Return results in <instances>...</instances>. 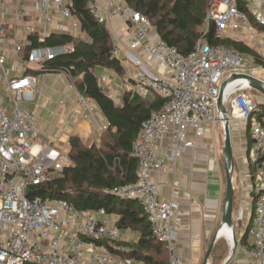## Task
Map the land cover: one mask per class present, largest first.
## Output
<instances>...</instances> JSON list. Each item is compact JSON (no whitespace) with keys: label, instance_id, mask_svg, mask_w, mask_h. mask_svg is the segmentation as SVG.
Wrapping results in <instances>:
<instances>
[{"label":"built area","instance_id":"2783aa9c","mask_svg":"<svg viewBox=\"0 0 264 264\" xmlns=\"http://www.w3.org/2000/svg\"><path fill=\"white\" fill-rule=\"evenodd\" d=\"M240 1L245 11L239 9L238 0L209 2L201 38L187 56L165 44L146 17L122 1L88 4L98 23L107 25L115 18L123 22V41L113 46L111 54L123 57L133 69L124 77L125 92L143 100L157 97L162 103L146 118L133 145L135 183L115 186L109 193L140 204L151 235L167 250L168 264H182L175 246L178 204L158 198L151 176L164 163L156 151L167 142L166 158L175 163L186 148L194 147L188 131L198 139L217 126L222 129L216 102L221 84L232 75L254 77L257 66L250 55L212 45L206 36L210 24L215 41L245 32L264 51L262 6ZM249 16L262 29L257 31ZM47 27L59 34L81 33L71 0H0V90L4 88L8 101L7 107L1 105L0 91V264H141L107 249L105 244L116 243L121 229L110 224L104 209L77 210L67 200L30 194L72 165L67 153L43 144L34 114L27 107L34 100L38 80L32 72L73 50L71 43L30 47L29 36L35 34L41 44L48 36ZM138 50L144 58L135 55ZM9 57L14 58L10 66ZM147 60L163 72L151 70ZM107 81L104 77L98 80ZM227 85L223 101L229 125H245L250 135L246 177L252 182L254 201L250 226L242 234L245 231L251 240L252 249L246 250L249 260L264 264V98L244 79ZM79 101L84 103L83 97Z\"/></svg>","mask_w":264,"mask_h":264},{"label":"trees","instance_id":"16d2710c","mask_svg":"<svg viewBox=\"0 0 264 264\" xmlns=\"http://www.w3.org/2000/svg\"><path fill=\"white\" fill-rule=\"evenodd\" d=\"M211 0H122L125 6L144 15L162 41L187 56L193 50L204 30V18ZM73 13L80 23V31L87 42L69 34H49L39 43L37 36L31 35L30 47H55L71 43L69 54L46 62L40 70L32 74L62 72L72 67L70 75L76 81V89L81 97L97 105L108 123L101 137L99 147H86L78 138L70 137L69 158L72 165L42 189L37 188L30 194L42 199L67 200L77 210L89 212L102 208L106 214L117 215L116 225L120 229L137 231V242L127 248L124 257L143 264H168V253L163 245L151 235L149 224L144 218L140 204L134 200L113 197L109 191L115 186H130L135 183L136 159L132 148L137 140L143 123L152 111L159 110V98L141 99L124 93L119 104H115L102 88L92 72L101 67L122 76L125 71L121 59L111 54L113 40L106 25L98 23L90 14L88 4L92 0H71ZM239 9L245 11L243 2L238 0ZM253 26L255 24L249 16ZM213 25L207 35L210 44L234 49L250 55L255 65L264 68V60L255 51L231 38L213 40ZM248 130L246 131V133ZM249 134V133H248ZM234 198V194H233ZM252 208L253 209V199ZM234 199L232 206L233 216ZM234 219V216H233ZM251 217L245 228L250 226ZM247 237L242 236L240 245L246 246ZM113 253L114 244H105ZM209 257L210 264H221L226 252L222 242H216Z\"/></svg>","mask_w":264,"mask_h":264},{"label":"crops","instance_id":"0c3cea01","mask_svg":"<svg viewBox=\"0 0 264 264\" xmlns=\"http://www.w3.org/2000/svg\"><path fill=\"white\" fill-rule=\"evenodd\" d=\"M93 1L98 4H106L112 0H92V2ZM114 1L121 2L122 0ZM251 1L254 5L261 4L262 13L264 15V0ZM10 6H13V1L10 2ZM7 24L10 25L9 19L7 20ZM35 25L43 29L41 24ZM123 26V22L116 18L107 21L106 27L113 40V46L120 40L123 41ZM46 31L47 35L59 34L55 33L54 29L50 27H47ZM8 35L10 36V29ZM71 36L74 38L79 37L80 39L86 38L84 34L78 32L71 34ZM232 39L243 43L254 51L251 45L253 41L245 32L237 34ZM135 55L141 58L145 56L142 50L136 51ZM120 59H123V57ZM13 60L14 58L9 57V66L13 63ZM147 65L156 73L161 74V72H163L154 62L147 60ZM100 69L101 72L109 71L101 67ZM94 70L95 69L92 71L93 73ZM131 71H133V69L127 64V72L129 73ZM110 72L113 71L111 70ZM128 73H126V75ZM99 79L100 78H97V82ZM77 80L78 79L72 78L69 73L63 71L38 75V80L34 89V100L27 106L29 110L33 112L34 116H37L36 114L38 113L41 114L39 119L35 118V123L43 144L49 145L54 151L60 154H68L70 149V137L78 138L86 147H99L102 140L101 137L108 126L107 121L97 105L86 98H83L84 103L79 101L81 96L76 89ZM262 81L264 82V80ZM109 82L110 78L105 83ZM98 85L106 93V88L99 82ZM0 91L3 94L1 105L7 107L8 101L5 97L6 91H4V88H1ZM124 93L125 88L122 95ZM110 99L113 100L115 104H119L121 97H119L118 101H115L113 98ZM234 127L238 128L237 131L240 134L241 142H243L244 138H247L244 140V151H241L238 157L240 166L243 169V171L240 172L247 173L249 171L247 158L250 146V135L248 132L246 133L248 129L245 125L234 124ZM216 128H213L210 133H206L203 138L198 139H195L191 131H188V138L194 141V147L186 148L175 163L169 162L166 158L167 152L165 151V147L168 144L167 142L163 144L162 148L156 151L157 157L164 163V166L161 171L153 172L151 178L153 183L157 186L158 198L160 200H171L178 204L177 217L179 230L175 236V246L179 252L182 264L202 263L207 248L214 236V232L219 226L222 218L226 183L225 180L223 182L220 177L219 168L217 167V158L212 150V133ZM234 167H236V176L239 167L237 165H234ZM106 215L110 220V224L116 225L118 216L116 214ZM119 235V239L114 243L113 253L124 257L126 254L125 251H127L125 246L133 245V243L138 241L140 235L137 231L128 229H121ZM242 236V233L236 236L238 241L236 246L237 250L228 264H259L258 260L255 258L249 260L246 250L252 249L251 240L247 237V245L242 246L239 242ZM222 238L229 242L225 236L221 235L216 240V242H222L223 247L226 249L221 264L227 259L231 251L229 247L230 243H225Z\"/></svg>","mask_w":264,"mask_h":264},{"label":"rangeland","instance_id":"374dc122","mask_svg":"<svg viewBox=\"0 0 264 264\" xmlns=\"http://www.w3.org/2000/svg\"><path fill=\"white\" fill-rule=\"evenodd\" d=\"M258 31V30H257ZM252 47L254 51H256L257 55H259L264 60V52L259 51L260 49L258 46L252 42ZM121 64L123 68L125 69V73L122 76L116 75L114 72L106 71L101 72L100 67H96L94 70V76L97 78L105 77L110 78L109 83H101V85L106 88V94L113 98L115 101L119 100V97L122 96V92L124 90L123 88V81L124 77L126 76L127 72V63L121 59ZM255 71L253 72V76L257 79L264 80V68L262 67H255ZM129 71V69H128ZM150 99V98H149ZM37 116H34L35 118H40L41 114H36ZM237 127H234V124L230 125V134H231V140H232V150H233V157H234V165L239 167V170H237L238 174L235 176V170L233 174V187H234V207H233V222H234V228L233 231L235 232L236 236H239L244 228L247 225V222L249 218L251 217V199L249 197V191L252 186V182L249 178L246 177V173L240 172L243 171V169L240 166L238 157L240 156V152L244 151V140L247 138H244L243 142L240 140V134L237 131ZM213 147L212 150L214 151L216 158H217V167L219 168V174L224 182L225 180V171L223 167V157H222V147H223V137L222 129L220 127H217L213 131ZM236 168V167H235ZM241 213V215H239ZM241 216L242 219H238V217ZM225 243L228 242L224 238H222Z\"/></svg>","mask_w":264,"mask_h":264},{"label":"water","instance_id":"95a60500","mask_svg":"<svg viewBox=\"0 0 264 264\" xmlns=\"http://www.w3.org/2000/svg\"><path fill=\"white\" fill-rule=\"evenodd\" d=\"M246 80L247 83L249 84V87L257 93L259 96H262L264 98V82L262 80H258L252 76L243 74V75H232L229 79L224 81L221 84L219 96L217 98V110L219 115L222 118V134L224 135L223 137V147H222V157H223V167L225 171V191H224V206H223V211H222V218L220 221L219 226L214 232V236L207 248V251L203 257L202 263L201 264H209V257L212 252V248L216 242V240L220 237V231L224 227L226 223L229 222L230 220V213H231V208H232V197H233V174H234V157H233V150H232V140H231V134H230V125H229V120L227 118V112L224 107V95L225 91L227 89V84L230 81L233 80ZM250 199H253V194H250ZM250 220V219H249ZM248 220V222H249ZM243 236L246 237V232L244 231ZM237 238L236 234L233 231L231 243L229 244V247L231 249L229 256L227 259L222 263V264H228L229 261L232 259L233 255L235 254L237 248Z\"/></svg>","mask_w":264,"mask_h":264},{"label":"bare ground","instance_id":"6f19581e","mask_svg":"<svg viewBox=\"0 0 264 264\" xmlns=\"http://www.w3.org/2000/svg\"><path fill=\"white\" fill-rule=\"evenodd\" d=\"M233 194H234V187H233ZM233 199V197H232ZM233 206V201H232ZM230 220L228 223L224 225V227L220 231L221 236H225L231 243L232 235H233V228H234V222H233V216H232V208L230 213Z\"/></svg>","mask_w":264,"mask_h":264}]
</instances>
